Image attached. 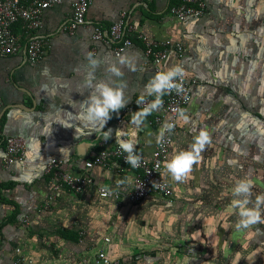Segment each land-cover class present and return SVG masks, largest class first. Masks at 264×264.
Instances as JSON below:
<instances>
[{
    "label": "crops",
    "instance_id": "crops-1",
    "mask_svg": "<svg viewBox=\"0 0 264 264\" xmlns=\"http://www.w3.org/2000/svg\"><path fill=\"white\" fill-rule=\"evenodd\" d=\"M73 1L63 0L45 10L39 33L46 39L47 47L40 61L30 63L24 49L0 56V157L7 135L26 140L24 161L9 170L0 164V264H12L17 255L23 256L26 264H81L83 257L95 254L107 236L109 253L119 264H130L128 256L135 251L136 233L129 234L124 227H135L149 197L133 206L117 204L101 199L95 186L125 182L131 177V170L118 174L113 163L97 167L92 173L95 186L79 194L64 190L54 195L47 209H41L50 197L44 174L47 160L58 157L65 167L79 172L82 162L77 164L75 160L89 157L104 137L102 132H91L78 119L91 91L84 89L85 75L90 70L85 54L92 52L101 59L97 78L106 75L103 62L116 59L109 46L92 41L95 25L107 30L125 10L126 20L136 30L158 40H181L186 47L185 56L180 61L171 57L166 68L180 64L189 78L198 80L185 111L189 117L192 108L202 114L205 103L218 91H214L216 88H228L229 96L235 97L248 76L255 84L253 88L264 82V0H206L203 17L183 22L167 15L175 0H92L85 24L69 33L63 26L70 18ZM13 31L24 46L27 34L21 24H15ZM143 49V43L133 37L132 46L123 53L134 57L138 66L136 72L123 69L128 104L136 101L154 75L150 69H139ZM240 56L246 58L245 66L240 65ZM246 66L248 70L244 69ZM254 75H258V81ZM115 119L113 113L104 128L111 130V139ZM147 119L137 132V145L148 156L159 130ZM178 125L167 161L178 151L188 149L197 133L188 127L192 126L191 118L188 124L178 118Z\"/></svg>",
    "mask_w": 264,
    "mask_h": 264
},
{
    "label": "rangeland",
    "instance_id": "rangeland-1",
    "mask_svg": "<svg viewBox=\"0 0 264 264\" xmlns=\"http://www.w3.org/2000/svg\"><path fill=\"white\" fill-rule=\"evenodd\" d=\"M251 80L245 78L235 97L216 88L202 114L192 108L188 127L207 130L210 143L186 182L173 181L164 168L173 200L149 196L135 227H124L136 233L130 264H264V224L238 229L230 206L239 178L252 180L254 195L264 193V82L253 88Z\"/></svg>",
    "mask_w": 264,
    "mask_h": 264
},
{
    "label": "built area",
    "instance_id": "built-area-1",
    "mask_svg": "<svg viewBox=\"0 0 264 264\" xmlns=\"http://www.w3.org/2000/svg\"><path fill=\"white\" fill-rule=\"evenodd\" d=\"M62 2L63 0H0V56L14 55L24 49L30 63L40 61L44 57L47 47L46 39L39 33L44 26V12ZM91 2L92 0H74L71 4L70 18L63 29L73 33L78 27L84 25ZM206 9V0H175L169 5L167 15L177 22H183L203 17ZM126 15L127 12L122 10L107 30H104L100 25H95L91 35L92 41L109 46L113 55L117 57L118 54L122 55L132 46L133 37L139 39L144 45L143 62L139 69H150L154 74L166 69V62L171 57L180 61L185 56L186 47L181 40L170 38L158 40L148 36L136 30L135 26L126 20ZM17 23L21 24L23 32L27 34L24 46L13 31V27ZM197 82L196 78L187 76L184 81L186 92L181 95L172 92L163 96V107L149 115L147 123L157 127L158 130L166 120L173 121L176 126L170 135L166 134V141L162 147L155 142L148 156L137 145L136 151L142 155L139 167L133 168L125 162V153L116 143L115 137V132L118 129H124L128 136L135 131L133 128L130 130L128 126L130 113L138 110L135 101L127 104L116 114L112 139L100 138L96 144L97 150L87 158L75 160L77 164L82 162L83 168L79 172L65 167L64 161L58 157L48 159L44 165V174L50 197L42 204L41 209H47L54 195L64 190L79 194L87 188L95 186L93 170L97 167L105 168L112 163L118 174L131 170L132 175L129 180H125L123 183L117 180L110 186L97 184L95 188L101 199L132 206L152 195L173 200V190L165 178L164 166L179 129V116L176 110L178 108L187 110L192 100V87ZM146 99L150 101L154 97ZM139 107L142 108L144 105ZM25 149L26 140L24 137L7 135L4 138V149L0 157L2 167L9 170L15 164L24 161ZM103 243L95 254L83 257L81 264H119V260L108 251L110 237H104ZM12 264H26V261L23 256L17 255Z\"/></svg>",
    "mask_w": 264,
    "mask_h": 264
},
{
    "label": "clouds",
    "instance_id": "clouds-1",
    "mask_svg": "<svg viewBox=\"0 0 264 264\" xmlns=\"http://www.w3.org/2000/svg\"><path fill=\"white\" fill-rule=\"evenodd\" d=\"M87 67L90 69L84 79V89H90V94L83 102V110L78 119L80 123L89 128L91 132H102L105 140L110 138L111 130L104 131L108 120L112 114H118L121 109L127 106L130 98L126 96L127 82L123 80L124 71L136 72L138 66L134 57L128 54H118L112 62L103 63L104 78H97L96 71L100 68L102 61L95 53L85 54ZM45 73L48 72L46 68ZM187 77L186 70L180 64L167 67L157 71L151 76L144 85L143 90L136 99L138 110L130 113L129 124L134 131L129 137L124 129L115 132L116 143L123 153L125 162L133 168L139 167L142 155L137 153L136 147L139 143L137 132L145 126L146 119L153 112L159 111L163 107V96L176 92L178 95L184 94V81ZM147 97H154L148 101ZM144 105V107H139ZM178 116L185 124L190 122V117L185 110L178 108ZM175 123L166 120L155 136L158 146H163L166 141V134L170 135L175 129ZM151 143V141H149ZM210 143V134L205 129H200L193 137L191 146L186 150L178 151L165 164L166 172L169 177L178 183L186 182L193 171V166L199 164L202 153ZM123 183V182H121ZM255 185L252 180L242 177L236 180L231 190L230 206L232 214L238 219L236 227L240 230H251L258 224H264V193L254 195Z\"/></svg>",
    "mask_w": 264,
    "mask_h": 264
}]
</instances>
